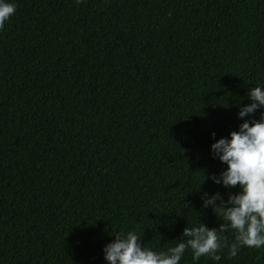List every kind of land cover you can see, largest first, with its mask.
Masks as SVG:
<instances>
[{
    "label": "trees",
    "instance_id": "1",
    "mask_svg": "<svg viewBox=\"0 0 264 264\" xmlns=\"http://www.w3.org/2000/svg\"><path fill=\"white\" fill-rule=\"evenodd\" d=\"M15 4L0 26V264H107L115 232L166 251L187 224L218 227L201 192L238 186L200 183L264 85V0ZM227 252L179 264H264V248Z\"/></svg>",
    "mask_w": 264,
    "mask_h": 264
},
{
    "label": "clouds",
    "instance_id": "2",
    "mask_svg": "<svg viewBox=\"0 0 264 264\" xmlns=\"http://www.w3.org/2000/svg\"><path fill=\"white\" fill-rule=\"evenodd\" d=\"M15 9V0H0V26ZM247 95L250 102L240 105L237 115L249 118L210 145L212 156L225 166L218 175L203 174L200 183L211 179L224 188L238 186L237 191L227 193L226 199L220 192H201V207L211 206L221 221L218 227H208L199 220L191 226L187 224L180 239L166 251L142 245L140 234L134 230L115 232L114 239L102 248L107 264H179L186 249L191 250L193 261L204 255L219 261L220 250L225 247L229 257L235 256L242 246L264 248V85L249 88ZM257 109H261L259 119L251 115ZM211 135L215 136V132ZM229 229L235 230L231 241L220 235Z\"/></svg>",
    "mask_w": 264,
    "mask_h": 264
}]
</instances>
